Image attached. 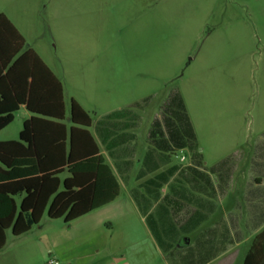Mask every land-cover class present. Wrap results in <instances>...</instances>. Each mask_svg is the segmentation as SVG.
Returning a JSON list of instances; mask_svg holds the SVG:
<instances>
[{"label": "rangeland", "instance_id": "374dc122", "mask_svg": "<svg viewBox=\"0 0 264 264\" xmlns=\"http://www.w3.org/2000/svg\"><path fill=\"white\" fill-rule=\"evenodd\" d=\"M0 13L59 78L66 116L70 97L93 124L115 108L131 107L139 115L137 155L145 149L150 120L159 116V105L172 91L183 99L205 167L228 153H248L258 142L261 146L264 0H0ZM131 102L139 103L138 108L129 106ZM26 116L24 108L16 111L0 131V140L17 139ZM256 151L264 154V144ZM180 155L187 162L183 149L169 155L171 162L177 163ZM119 183L124 201L126 187ZM109 222L114 229L105 223L95 230L102 232L100 239L58 245L56 238L67 233L66 224L43 214L18 236L7 229L0 254L25 246V264H47L49 257L64 264L60 250L99 247L103 256L114 242L107 233H116ZM131 230L140 231L136 226ZM172 251L173 256L165 255L169 264L175 259ZM151 254L150 262L159 263V256Z\"/></svg>", "mask_w": 264, "mask_h": 264}, {"label": "trees", "instance_id": "16d2710c", "mask_svg": "<svg viewBox=\"0 0 264 264\" xmlns=\"http://www.w3.org/2000/svg\"><path fill=\"white\" fill-rule=\"evenodd\" d=\"M21 105L30 116L22 120L17 139L0 141V249L7 229L18 236L38 224L43 214L68 224L119 194L118 181L89 130V114L71 97L65 116L62 83L6 15L0 13V130L13 120ZM132 106L138 108L139 103ZM159 108V116L153 117L147 130L143 165L149 157L153 163L150 169L155 170L165 164L163 157L183 148L192 160L198 159L195 134L179 93H168ZM138 119L131 107L115 110L103 115L94 131L105 150H109L124 135L135 137L123 130L135 127ZM118 130L121 132L116 134ZM155 158L156 163L152 162ZM164 180L165 176L159 173L144 185L150 198L140 195L141 209L157 233L158 246L173 256L171 249L177 241L160 238L158 230L164 236L172 235L174 225L170 224L167 230L162 223L155 224L153 215L147 213ZM261 238L262 233L256 236L242 264H255L252 255L255 246H261L257 245ZM261 243L264 246V241ZM182 257L185 263L190 262V251Z\"/></svg>", "mask_w": 264, "mask_h": 264}, {"label": "crops", "instance_id": "0c3cea01", "mask_svg": "<svg viewBox=\"0 0 264 264\" xmlns=\"http://www.w3.org/2000/svg\"><path fill=\"white\" fill-rule=\"evenodd\" d=\"M14 27L16 28L15 25ZM17 31L19 32L18 29ZM63 101L66 116L64 93ZM133 103L135 102H131L129 106ZM20 108L26 111L25 118L30 116L23 105L18 110ZM121 109L125 108H115L110 112ZM151 120L145 132L146 146L140 155H137L135 149V137L130 138L126 135L111 149L105 150L94 131L97 122L95 124L91 122L89 130L96 140L99 152L118 181L119 194L111 202L71 220L66 224L67 233L60 234L55 244L65 245L73 242L78 246L81 245V241L84 243L87 239H100L102 232L94 234L95 230L102 228L105 223L114 229L110 220L116 225V233L107 234L114 242L103 256L100 255L104 250L101 251L99 247L95 250L78 249L76 252L60 250L58 256L63 259L64 264H153L150 262L151 253H155L160 260L155 264H169L166 254L157 244V233L142 213L140 199V195L150 198L144 185L160 173L165 176V182H160L162 184L159 188V196L147 213L153 215L152 221L155 224L162 223L167 230L170 224L174 225L175 230L171 231L172 235L164 236L162 230L160 228L158 230L161 234L160 238L177 241L176 246L171 249L172 254V250H175V259L171 264H234L235 262L242 264L256 236L262 233L261 240L264 241V154L256 151L258 147L263 146L264 139L261 146H258L259 142L256 143L248 153L244 151L228 153L208 167L201 164L202 155L196 144L199 158L195 161L190 158L188 150L183 148L187 151V162H183L185 157L182 161L179 159L177 163H172L170 157H163L165 164H160L158 168L151 170L153 163L149 162V157L146 158L144 165L142 163L148 148L146 134ZM112 122L114 125L118 120ZM191 126L193 128L192 123ZM135 127L123 131L136 136ZM120 132L121 130H118L116 134ZM10 139L15 138L0 141ZM136 163L139 165L137 169H135ZM119 180L126 187L127 197L124 201L119 199L122 191ZM157 204H159L158 214L155 213ZM135 226L140 231H132ZM113 234L116 237H113ZM261 242L257 244L258 246L261 244L260 247L254 245L256 248L252 256L255 264H264V246ZM146 243L148 248L144 247ZM152 246H155V250ZM24 247L18 249L19 252L12 250L6 255L1 253L0 264H25L23 256L27 251ZM180 248L186 249L180 251ZM188 251H190L188 258L190 262L185 263L182 256Z\"/></svg>", "mask_w": 264, "mask_h": 264}, {"label": "built area", "instance_id": "2783aa9c", "mask_svg": "<svg viewBox=\"0 0 264 264\" xmlns=\"http://www.w3.org/2000/svg\"><path fill=\"white\" fill-rule=\"evenodd\" d=\"M179 159L182 161L184 159L183 155H180ZM47 264H58V261L55 258L49 257Z\"/></svg>", "mask_w": 264, "mask_h": 264}]
</instances>
